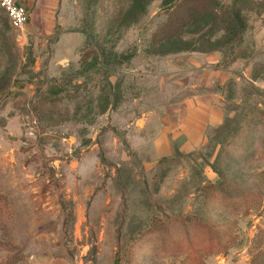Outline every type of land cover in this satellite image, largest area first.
I'll list each match as a JSON object with an SVG mask.
<instances>
[{"label": "rangeland", "instance_id": "374dc122", "mask_svg": "<svg viewBox=\"0 0 264 264\" xmlns=\"http://www.w3.org/2000/svg\"><path fill=\"white\" fill-rule=\"evenodd\" d=\"M63 3L0 7V264H264V0ZM210 92L221 123L159 151Z\"/></svg>", "mask_w": 264, "mask_h": 264}, {"label": "crops", "instance_id": "0c3cea01", "mask_svg": "<svg viewBox=\"0 0 264 264\" xmlns=\"http://www.w3.org/2000/svg\"><path fill=\"white\" fill-rule=\"evenodd\" d=\"M28 10L29 21L38 22H63V0H17ZM58 15V19H57ZM23 33V31H21ZM68 33L63 32L61 34V39L57 44H63L64 40L67 38ZM74 40H82L83 33L75 32V35H71ZM68 53L74 54L75 51L72 49L73 45L68 44ZM68 57L65 55V58ZM69 58V57H68ZM58 58H53L56 60ZM181 114L177 119L168 118L161 121H175L171 122L166 126L161 127L157 131V138L154 140L157 143L159 151H166L170 149V145L165 146V139L167 138L169 143L171 139L175 142L178 136H181L187 141L189 139H194L202 132V129L206 125H217L223 120V111L219 106L214 93L201 94L197 96L187 97L183 103H181ZM137 121L143 122L141 126L145 127L146 121H150L146 118H140ZM159 134V135H158ZM163 135V137H162ZM159 136V137H158ZM162 137V138H161ZM161 155V153H160ZM165 156L164 153H162Z\"/></svg>", "mask_w": 264, "mask_h": 264}, {"label": "built area", "instance_id": "2783aa9c", "mask_svg": "<svg viewBox=\"0 0 264 264\" xmlns=\"http://www.w3.org/2000/svg\"><path fill=\"white\" fill-rule=\"evenodd\" d=\"M0 7L5 11L10 24L19 31H24L29 21V13L25 5L17 0H0Z\"/></svg>", "mask_w": 264, "mask_h": 264}, {"label": "water", "instance_id": "95a60500", "mask_svg": "<svg viewBox=\"0 0 264 264\" xmlns=\"http://www.w3.org/2000/svg\"><path fill=\"white\" fill-rule=\"evenodd\" d=\"M25 27H27V29H29L30 31H35V28L32 27L31 25L27 24V23H26Z\"/></svg>", "mask_w": 264, "mask_h": 264}, {"label": "trees", "instance_id": "16d2710c", "mask_svg": "<svg viewBox=\"0 0 264 264\" xmlns=\"http://www.w3.org/2000/svg\"><path fill=\"white\" fill-rule=\"evenodd\" d=\"M119 235H120V231L118 232V237H119ZM115 264H118L117 259L115 260Z\"/></svg>", "mask_w": 264, "mask_h": 264}]
</instances>
